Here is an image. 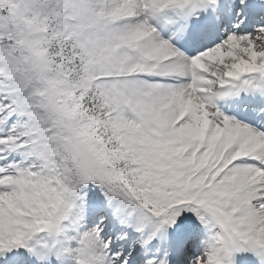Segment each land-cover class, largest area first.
I'll return each instance as SVG.
<instances>
[{"label":"snow or ice","instance_id":"snow-or-ice-1","mask_svg":"<svg viewBox=\"0 0 264 264\" xmlns=\"http://www.w3.org/2000/svg\"><path fill=\"white\" fill-rule=\"evenodd\" d=\"M0 264H264V0H0Z\"/></svg>","mask_w":264,"mask_h":264}]
</instances>
